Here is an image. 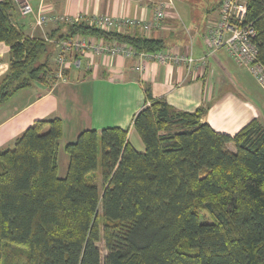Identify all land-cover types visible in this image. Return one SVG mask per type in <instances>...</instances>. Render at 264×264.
I'll list each match as a JSON object with an SVG mask.
<instances>
[{"label":"trees","instance_id":"1","mask_svg":"<svg viewBox=\"0 0 264 264\" xmlns=\"http://www.w3.org/2000/svg\"><path fill=\"white\" fill-rule=\"evenodd\" d=\"M16 8L0 0V41L10 48L0 104L56 79L51 57L67 36L121 41L137 52L166 46L138 28L106 31L85 19L31 37L12 21ZM245 18L264 63V0H247ZM144 94L132 118L143 150L126 129H85L64 144L68 163L59 175L58 117L34 121L0 150V264H100L101 238L103 264H264L263 123L253 118L234 134L220 132L201 121L204 106L176 109L149 85Z\"/></svg>","mask_w":264,"mask_h":264},{"label":"crops","instance_id":"2","mask_svg":"<svg viewBox=\"0 0 264 264\" xmlns=\"http://www.w3.org/2000/svg\"><path fill=\"white\" fill-rule=\"evenodd\" d=\"M29 1L34 13L25 16L16 8L12 21L26 35L47 37L58 25L71 22L72 18L86 20L108 14L151 21L154 6L160 0ZM174 9L145 35L163 37L166 40L163 51L190 52L193 57L190 64L147 60L144 69L138 71L137 56L82 55L79 65L66 69L65 77L36 82L0 104V150L12 147L34 121L52 117H58L63 125L58 161L64 144L75 141L85 129L100 131L110 126L126 129L129 142L143 150V141L132 125V118L144 105L145 85H149L153 97L164 98L176 109L192 111L204 106L206 111L201 121L216 131L234 134L253 118L264 125V89L247 68L235 62L225 47L209 52L204 44L203 36L211 21L217 19L219 6L202 7L199 17L198 11L186 10L185 14L183 9H179L181 13ZM39 12L47 18L40 26L34 22ZM180 14L187 21V24L183 22V28L176 20ZM136 29L127 28V31ZM9 51V46L0 41V77L8 70ZM55 53L56 49L51 57L54 70ZM228 147L232 148V143ZM65 163L63 175L68 158Z\"/></svg>","mask_w":264,"mask_h":264},{"label":"built area","instance_id":"3","mask_svg":"<svg viewBox=\"0 0 264 264\" xmlns=\"http://www.w3.org/2000/svg\"><path fill=\"white\" fill-rule=\"evenodd\" d=\"M22 15H32L33 7L29 0H14ZM173 0H160L153 9L152 20L148 21L138 17L96 15L86 19V21L100 29L120 32L127 28H138L143 33H149L154 26L173 11ZM247 0H221L218 10V17L211 21L209 28L203 36L204 44L209 52L225 47L235 62L247 68L264 89V63L257 57V47L251 41L255 30L251 23L246 21ZM69 21L68 18L60 17ZM47 18L37 13L34 17L36 25H42ZM72 18L71 21H76ZM95 54H105L109 56L122 55L125 57L137 56L139 58L135 68L141 71L145 67L147 60H157L160 62H187L191 63L193 57L190 52L179 54L175 51H155L137 52L131 46L121 41H105L103 38L92 35L75 34L67 36L58 42L55 53L56 77L63 78L64 70L70 66H77L80 63V56L91 57Z\"/></svg>","mask_w":264,"mask_h":264},{"label":"rangeland","instance_id":"4","mask_svg":"<svg viewBox=\"0 0 264 264\" xmlns=\"http://www.w3.org/2000/svg\"><path fill=\"white\" fill-rule=\"evenodd\" d=\"M218 0H173L174 2V7L176 11H178L179 13L181 9H183L184 13L187 14L186 10H193V11H198L200 13H197L198 17L201 16V12H202V7H205V5L208 3L210 5L214 4L215 2H217ZM180 9V10H179ZM177 23L179 24L180 28H183L185 26V24H187L186 19L180 14ZM185 24H184V23ZM60 158L58 161L59 164V169H60V175H63L64 171H65V159L68 158L67 154L64 152V150H60ZM95 184L98 186L99 189L102 188V180L99 174V170H96L94 172V178H93ZM98 247L100 249V258H101V263L103 264V259L104 256L106 254V249L104 247V242L103 239L101 238L98 241Z\"/></svg>","mask_w":264,"mask_h":264}]
</instances>
